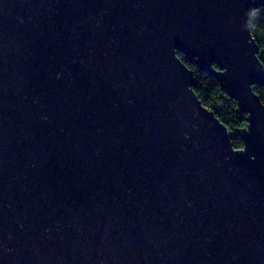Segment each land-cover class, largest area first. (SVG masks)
Returning a JSON list of instances; mask_svg holds the SVG:
<instances>
[{"label": "water", "instance_id": "water-1", "mask_svg": "<svg viewBox=\"0 0 264 264\" xmlns=\"http://www.w3.org/2000/svg\"><path fill=\"white\" fill-rule=\"evenodd\" d=\"M260 6L0 0V264H264Z\"/></svg>", "mask_w": 264, "mask_h": 264}, {"label": "trees", "instance_id": "trees-1", "mask_svg": "<svg viewBox=\"0 0 264 264\" xmlns=\"http://www.w3.org/2000/svg\"><path fill=\"white\" fill-rule=\"evenodd\" d=\"M249 26L258 47L257 56L264 65V6L250 13ZM178 55L193 74V89L202 104L211 110L231 132L230 140L233 147L243 149L244 143L237 132L247 126V115L240 112L237 102L221 89L216 79L200 70L195 61L189 60L182 54ZM253 89L264 103V85H253Z\"/></svg>", "mask_w": 264, "mask_h": 264}]
</instances>
